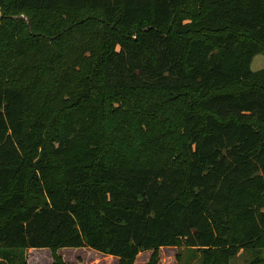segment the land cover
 <instances>
[{"label":"trees","instance_id":"1","mask_svg":"<svg viewBox=\"0 0 264 264\" xmlns=\"http://www.w3.org/2000/svg\"><path fill=\"white\" fill-rule=\"evenodd\" d=\"M194 1L0 0V264L64 247L155 264L182 244L201 264L251 248L264 263V0ZM59 10L87 15L18 14ZM40 81L61 95L51 123ZM112 117L136 151L108 145Z\"/></svg>","mask_w":264,"mask_h":264},{"label":"rangeland","instance_id":"2","mask_svg":"<svg viewBox=\"0 0 264 264\" xmlns=\"http://www.w3.org/2000/svg\"><path fill=\"white\" fill-rule=\"evenodd\" d=\"M194 2H195L194 0H188L187 4L184 7L193 12H197V8L196 9L194 8L195 7ZM86 13L87 12H83V11L59 10L54 13H48L44 11H36V12L21 11L18 14L22 16H26L25 18L28 20L29 17H33V19L36 22L39 23L43 22L44 24L46 25L50 24L51 26L53 24H56V27L63 29L64 26L68 24L70 16L83 17L87 15ZM185 16L192 17L190 13H188ZM37 30H41V28L38 27ZM134 32H136V30H134ZM8 38L9 37L6 35V33L2 34L0 47L7 44V42L9 41ZM4 60H5V54L3 52H0V66L3 64ZM251 68L253 70H260L264 68V54H259L254 58ZM43 78L45 79V75H43ZM42 81L44 80L42 79ZM49 83L51 84L52 82L50 81ZM49 83L48 85H44L41 82V87L38 88L37 98H39V101L37 103L38 104L37 111H38V115L40 116L44 115V117L47 116L49 123H51L53 118L58 114L59 110L62 108V105L60 103L61 95H59L58 98H46V91H43V89L41 88H47V86H49ZM245 88L247 89V87L242 85H234L228 88V90L239 92ZM34 116L36 117V115ZM173 120L175 123L176 119L174 118ZM174 123L172 126L173 131L177 128L174 125ZM117 125H118L117 118L112 117L110 123L108 124V139H107L108 145L110 147H116L114 142L117 141L118 145L120 144L119 146H121V149L128 147V144H130L131 147L134 146V151H136L135 150L137 149L136 145L139 142L138 139L134 140L133 137L130 139L129 143L126 137L122 138V136H118L117 139H113L114 134L116 135L122 134L121 132L118 133L120 129L119 130L117 129L116 127ZM167 133H168L167 138L169 140L173 139L174 135H172V131H167ZM139 136L140 134L138 135V137ZM124 152H126V150L120 151L121 154H123ZM126 154L130 156L129 152H126ZM33 169L36 172L30 171L29 173L28 189L29 192H31L32 196L35 197L38 196L37 191L40 190V183L38 181V178H36V176L39 177V171L36 168ZM256 252L257 251L254 250L253 248L246 250L241 249L236 256H233L229 260L227 264H251L252 261H254ZM154 254H155L154 250L145 251L135 259L134 264H149L152 257H154ZM56 256H59L60 260L56 259ZM155 256L157 257L155 264H201V259H202L201 251H199L198 249L188 248L184 244L178 247L175 246L161 247L160 249L157 250ZM24 258L26 259L27 264H120L119 258L112 255L97 252L87 247H77V248L64 247L57 249L56 251L50 248H27L24 250Z\"/></svg>","mask_w":264,"mask_h":264},{"label":"crops","instance_id":"3","mask_svg":"<svg viewBox=\"0 0 264 264\" xmlns=\"http://www.w3.org/2000/svg\"><path fill=\"white\" fill-rule=\"evenodd\" d=\"M145 252V251H144ZM144 252H141L139 255H141L142 253H144ZM139 255L137 256V257H139Z\"/></svg>","mask_w":264,"mask_h":264}]
</instances>
